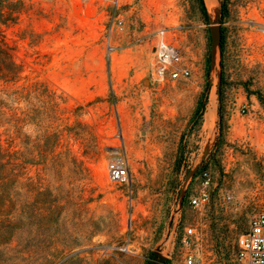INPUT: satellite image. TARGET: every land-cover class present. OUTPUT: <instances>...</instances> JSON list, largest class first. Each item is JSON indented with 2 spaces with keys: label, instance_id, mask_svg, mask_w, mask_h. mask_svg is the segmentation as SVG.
Listing matches in <instances>:
<instances>
[{
  "label": "rangeland",
  "instance_id": "rangeland-1",
  "mask_svg": "<svg viewBox=\"0 0 264 264\" xmlns=\"http://www.w3.org/2000/svg\"><path fill=\"white\" fill-rule=\"evenodd\" d=\"M22 1L7 36L28 88L19 100L23 228L5 264H150L155 253L182 264L187 252L241 264L237 240L264 211V0H227L215 68L198 0ZM205 4L215 20L221 1ZM162 40L189 76L154 80ZM114 157L128 185L109 182ZM205 172L209 201L194 208ZM30 229L35 240L22 242Z\"/></svg>",
  "mask_w": 264,
  "mask_h": 264
},
{
  "label": "trees",
  "instance_id": "trees-1",
  "mask_svg": "<svg viewBox=\"0 0 264 264\" xmlns=\"http://www.w3.org/2000/svg\"><path fill=\"white\" fill-rule=\"evenodd\" d=\"M220 1L223 24L229 16V8L227 0ZM23 4L22 0L17 2L0 0V264H5L8 261L6 251L9 250V246L15 242L19 244L20 238L17 236L23 228L18 208V168L21 161L18 141L22 129L19 100L23 91L28 88L18 85L22 80L23 65L18 61L16 48L7 36V31L18 24ZM198 4L204 19L208 21L209 13L205 0H198ZM225 38L223 29L222 53L225 48ZM12 95L13 99L10 105L7 100ZM31 111L33 112L32 108ZM204 111L205 105L201 103L196 113L197 121L202 118ZM221 117L223 119L222 112ZM29 204L33 206L34 202ZM43 211L44 213L49 212L50 209L46 206ZM28 226L32 228V222H29ZM24 237L22 242L35 240L31 229L29 234Z\"/></svg>",
  "mask_w": 264,
  "mask_h": 264
},
{
  "label": "built area",
  "instance_id": "built-area-1",
  "mask_svg": "<svg viewBox=\"0 0 264 264\" xmlns=\"http://www.w3.org/2000/svg\"><path fill=\"white\" fill-rule=\"evenodd\" d=\"M121 25V22L119 23ZM181 62L180 52L165 41H160L153 62V78L158 83L167 80H179L189 76L188 69H177L176 66ZM243 113L246 108L243 107ZM107 176L109 182L117 185H128L131 180L128 166L118 157L109 160L107 165ZM211 178L207 172L203 173V187L199 194L191 199L194 208L205 207L209 201V187ZM233 197L229 196L231 200ZM196 237L194 228L187 229V237ZM187 245L188 242L184 240ZM237 260L241 264H264V211L256 214L247 230L240 235L237 240ZM182 264H203L202 261L192 252H187Z\"/></svg>",
  "mask_w": 264,
  "mask_h": 264
},
{
  "label": "water",
  "instance_id": "water-1",
  "mask_svg": "<svg viewBox=\"0 0 264 264\" xmlns=\"http://www.w3.org/2000/svg\"><path fill=\"white\" fill-rule=\"evenodd\" d=\"M216 18L215 20H212L209 16V21L212 23L211 27V48H212V68H215L218 61V54L222 48V28H221V11L216 9L215 11ZM222 79V73H219V80ZM219 97L221 96V88L219 85ZM209 153V148L207 147L204 152L203 161L206 159L207 155ZM200 168V165L196 167V169L190 173L187 181L195 174V172ZM187 183V182H186ZM186 185V184H185ZM185 191L183 190L181 193L180 198V206H183L184 200H185ZM151 264H167V258L163 256L161 253H155L154 257L151 261Z\"/></svg>",
  "mask_w": 264,
  "mask_h": 264
},
{
  "label": "bare ground",
  "instance_id": "bare-ground-1",
  "mask_svg": "<svg viewBox=\"0 0 264 264\" xmlns=\"http://www.w3.org/2000/svg\"><path fill=\"white\" fill-rule=\"evenodd\" d=\"M216 2H217V0H206L207 6L210 10H212V8L215 6ZM215 101H216V98L214 97L210 102V106H209L208 112L206 114V125L205 126L207 129L211 128L213 123H214V119H215V115H216V106H217Z\"/></svg>",
  "mask_w": 264,
  "mask_h": 264
},
{
  "label": "flooded vegetation",
  "instance_id": "flooded-vegetation-1",
  "mask_svg": "<svg viewBox=\"0 0 264 264\" xmlns=\"http://www.w3.org/2000/svg\"><path fill=\"white\" fill-rule=\"evenodd\" d=\"M150 264H151V262H150Z\"/></svg>",
  "mask_w": 264,
  "mask_h": 264
}]
</instances>
